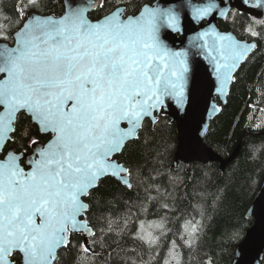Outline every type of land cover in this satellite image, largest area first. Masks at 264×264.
<instances>
[{
    "label": "snow or ice",
    "instance_id": "snow-or-ice-1",
    "mask_svg": "<svg viewBox=\"0 0 264 264\" xmlns=\"http://www.w3.org/2000/svg\"><path fill=\"white\" fill-rule=\"evenodd\" d=\"M38 5L39 0H18L17 23H23L11 37L10 18L0 22V40L13 41L0 46V152L13 140L22 112L41 133L51 134L44 144L30 140L36 147L27 157V170L21 166L24 153L8 151L0 158V264H15L17 255L20 264H58L59 251L68 249L73 233L95 237L83 198L109 176L132 188L130 169L113 157L139 138L145 117L155 123L153 113L166 98L181 105L186 99L187 53L172 51L161 39L162 29L180 31L174 8L144 5L126 17V8L117 7L93 22L88 13L103 7V0H87L68 5L59 18L32 14L24 19L26 8ZM189 6L196 20L217 9L214 0ZM197 39L204 40L200 47L207 50L216 91L222 93L255 45L211 31ZM129 222L135 224L134 240L159 247L158 221L129 213L121 231ZM199 224L185 220L180 233L185 244L191 245ZM108 230H113L111 220ZM177 247L173 240L169 257ZM79 251L92 250L85 243Z\"/></svg>",
    "mask_w": 264,
    "mask_h": 264
},
{
    "label": "trees",
    "instance_id": "trees-1",
    "mask_svg": "<svg viewBox=\"0 0 264 264\" xmlns=\"http://www.w3.org/2000/svg\"><path fill=\"white\" fill-rule=\"evenodd\" d=\"M26 3V0H25ZM18 0H0V22L9 17V37L18 30ZM145 0H103V7L90 15L92 21L102 19L117 7H125V15H137ZM60 17L62 0H39L29 13ZM222 32H232L239 40L255 42L257 49L236 73L227 105L211 122L205 145L222 159H228L240 145L238 158L225 172L218 164H179L173 169L177 149V130L165 116L158 117L155 128L145 122L137 141L126 145L120 162L131 171L132 188L127 189L112 179L103 180L85 201L89 204L87 219L96 236L87 242L92 251L83 254L81 236L70 238L68 249L58 254V264H164L171 242L178 247L174 254L179 264H232L235 249L252 227L246 218L264 177V20L256 21L232 11L225 22H218ZM252 31L258 33L253 36ZM12 44L11 38L0 40ZM251 117V119H249ZM259 125V127L257 126ZM17 131L7 149L29 153L30 140L46 143L38 128L25 115L16 123ZM50 138V137H48ZM167 205V207H164ZM129 213L159 222L154 231L159 247L149 249L132 238L135 224L129 222L121 231ZM113 230H108V222ZM185 220L199 221L198 232L191 245L180 239ZM103 229V231H101ZM163 233V234H161ZM189 239L185 234V240ZM157 253H159L157 255ZM15 263L20 264L18 256ZM262 264H264V259Z\"/></svg>",
    "mask_w": 264,
    "mask_h": 264
},
{
    "label": "water",
    "instance_id": "water-1",
    "mask_svg": "<svg viewBox=\"0 0 264 264\" xmlns=\"http://www.w3.org/2000/svg\"><path fill=\"white\" fill-rule=\"evenodd\" d=\"M145 1L147 2V4L145 5L159 6L162 8H174L180 15V31L162 29L161 39L172 51L187 53V65L189 68V72L187 74L188 84L186 89V99L184 103L181 105L178 104L175 99L166 98L164 100L163 107L153 113V115L156 117L155 123L152 122L151 117H145L143 125L145 122H149L151 124V128L154 129L158 117L165 116L170 120L171 124H174L176 126L178 137L177 149L173 164L174 170L177 169L179 164H182L184 166H188L194 163L201 165L218 164L220 167V171L224 173L226 168L238 158L241 148L240 145L228 159L224 160L205 145V137L207 135L211 122H213L220 115L222 109L227 105L229 92L234 83L236 73L246 62V60L253 54V52H255V50L257 49V45L255 42L239 40L232 32H222L218 27V22H225L232 11L244 14L251 19L259 22L263 21L264 0H214L217 5L216 11L199 20L193 19L192 10L189 5H203L208 3L209 0ZM86 2L87 0H62L63 13L65 12L68 5L75 7L83 5ZM99 8L100 7L94 6L93 9L89 11L88 18L90 19V15L96 12ZM221 11L224 12V15L220 14ZM32 14L37 15L36 13L31 12L27 14V16ZM210 31L219 33L220 35L231 36L241 43L255 45V47L250 49V51L248 52L247 58L242 61L239 67L234 71L233 78L229 81L228 85L222 93L216 91L218 84L213 66L206 58L207 50L200 47V45L204 43V40L197 39L200 36V33ZM212 38L213 37H205L204 39L211 41ZM12 44L0 42V46H11ZM22 114L31 120V123L38 128V131L41 135L51 136L50 133H41L39 125L34 123L27 113L22 112L18 114V117ZM141 130L142 128L140 129V131ZM260 136H264V132H262ZM137 140L138 139H134L131 142ZM12 141H9L5 145L4 150L0 152V158L6 155L8 151H15L14 149H7L8 144H10ZM34 147H36V145H32L29 153H24L25 159L22 161L21 166L26 170L28 168L27 157L31 156L32 149ZM122 152L113 157L119 163H121L119 160V156L122 154ZM105 179H112L122 186L126 187L118 177L109 176L105 177L103 180ZM128 179L130 178L128 177ZM126 188L130 189L128 187ZM88 197L89 196L84 197V201H86ZM246 218L248 220H252L253 225L246 232L242 242L236 247L235 259L232 264H262L264 259V177L261 183V187L257 192L249 210L246 213ZM74 236H81L84 240V244H87L88 240L92 238L86 235H82L81 233H73L70 238ZM62 250L64 249H61L59 253Z\"/></svg>",
    "mask_w": 264,
    "mask_h": 264
},
{
    "label": "rangeland",
    "instance_id": "rangeland-1",
    "mask_svg": "<svg viewBox=\"0 0 264 264\" xmlns=\"http://www.w3.org/2000/svg\"><path fill=\"white\" fill-rule=\"evenodd\" d=\"M160 227L159 226H154V231L158 230ZM173 260L172 262H170L169 264H177L178 257H176L175 255L172 256Z\"/></svg>",
    "mask_w": 264,
    "mask_h": 264
},
{
    "label": "flooded vegetation",
    "instance_id": "flooded-vegetation-1",
    "mask_svg": "<svg viewBox=\"0 0 264 264\" xmlns=\"http://www.w3.org/2000/svg\"><path fill=\"white\" fill-rule=\"evenodd\" d=\"M145 4H147V2H146V1H145ZM145 4H144V5H145ZM144 5H143V6H144ZM247 17H248V16H247ZM249 18H250V17H249ZM40 135H41V134H40ZM41 136H43V135H41ZM43 137H45V138H46V142L48 141V139H50V138H48V137H50V136H43Z\"/></svg>",
    "mask_w": 264,
    "mask_h": 264
}]
</instances>
